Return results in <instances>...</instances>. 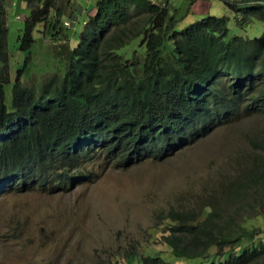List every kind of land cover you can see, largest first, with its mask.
<instances>
[{
	"label": "trees",
	"instance_id": "1",
	"mask_svg": "<svg viewBox=\"0 0 264 264\" xmlns=\"http://www.w3.org/2000/svg\"><path fill=\"white\" fill-rule=\"evenodd\" d=\"M28 1L26 68L38 25L53 37L65 27L59 0ZM165 1L98 0L78 45H60L62 72L27 84L21 68L9 102L7 0H0V198L84 182L99 166L161 161L222 126L264 118V34L232 35L227 15L180 29V10ZM224 1L240 26L264 21V0ZM72 16L73 23L79 14ZM249 137L253 154L234 175L193 208L166 215L163 243L189 263L148 255L142 264H264V127Z\"/></svg>",
	"mask_w": 264,
	"mask_h": 264
},
{
	"label": "rangeland",
	"instance_id": "2",
	"mask_svg": "<svg viewBox=\"0 0 264 264\" xmlns=\"http://www.w3.org/2000/svg\"><path fill=\"white\" fill-rule=\"evenodd\" d=\"M192 1L169 0V6L180 10L183 17L180 29L209 15H227L232 35L264 34L263 20L252 17L240 26L236 12L224 0ZM97 2L59 0L65 27L59 37H53L45 33V22L38 25L33 61L26 68L27 52L20 48V38L30 14L29 1L7 0L12 77L6 87L9 102L21 68L27 84L42 83L62 70L60 45H78V37L96 13ZM76 12L78 19L72 23ZM56 13L54 10L52 15ZM137 45L136 40L128 46ZM262 127L261 116L239 119L161 161L149 159L128 168L99 166L83 183L70 181L74 184L57 190L39 185L5 193L0 198V264H140L143 254L189 263L187 258L173 256L163 243L168 211L193 208L198 200L219 189L249 160L253 154L249 134Z\"/></svg>",
	"mask_w": 264,
	"mask_h": 264
},
{
	"label": "clouds",
	"instance_id": "3",
	"mask_svg": "<svg viewBox=\"0 0 264 264\" xmlns=\"http://www.w3.org/2000/svg\"><path fill=\"white\" fill-rule=\"evenodd\" d=\"M75 184H77L76 182H78V180L77 181H73ZM74 183H69V185H73ZM78 183H83V182H78ZM168 246V245H167ZM169 247V246H168ZM170 248V247H169ZM171 250V249H170ZM172 253V252H171ZM148 255H151V256H153L154 254H147V255H145V254H143L142 255V257H141V259H140V264H142L143 263V260H144V257H147ZM158 255V254H157ZM173 256H174V254H172ZM156 256V255H155ZM160 256H163V255H160ZM163 257H165V256H163ZM166 259H168L167 257H165ZM168 260H172V261H175L174 259H168Z\"/></svg>",
	"mask_w": 264,
	"mask_h": 264
},
{
	"label": "built area",
	"instance_id": "4",
	"mask_svg": "<svg viewBox=\"0 0 264 264\" xmlns=\"http://www.w3.org/2000/svg\"><path fill=\"white\" fill-rule=\"evenodd\" d=\"M68 23V25H70V23L69 22H67Z\"/></svg>",
	"mask_w": 264,
	"mask_h": 264
}]
</instances>
